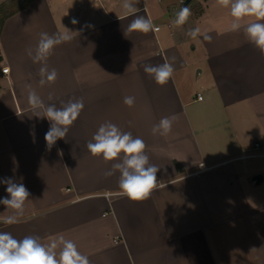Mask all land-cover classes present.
<instances>
[{"label":"crops","instance_id":"crops-1","mask_svg":"<svg viewBox=\"0 0 264 264\" xmlns=\"http://www.w3.org/2000/svg\"><path fill=\"white\" fill-rule=\"evenodd\" d=\"M183 1L135 2L138 15L161 26L147 34L128 33L134 17L111 0H32L5 19L0 178L13 177L31 195L20 223H0V231L43 242L63 234L91 264H264V55L242 31L227 30L231 17L216 0H191L192 16L174 27ZM195 27L211 42L186 35ZM42 32L72 37L48 59L58 79L44 87L40 65L26 53ZM172 57L174 76L163 87L143 71ZM30 88L46 105L84 100L67 137L51 149L44 139L50 123L28 105ZM125 96L135 97L133 107ZM173 115L172 132L153 136L152 126ZM106 121L142 138L160 166L147 200L123 196L119 172L104 175L117 161L88 152ZM6 195L0 184V198Z\"/></svg>","mask_w":264,"mask_h":264},{"label":"clouds","instance_id":"clouds-1","mask_svg":"<svg viewBox=\"0 0 264 264\" xmlns=\"http://www.w3.org/2000/svg\"><path fill=\"white\" fill-rule=\"evenodd\" d=\"M138 2V0H137ZM218 7L228 10L231 22L228 25L230 32H243L246 40L264 55V0H216ZM123 16L134 17L127 27V32L147 34L159 31L151 17L138 15V8L133 0H123ZM192 16L188 5L182 6L176 13L172 24L180 28ZM252 18V19H249ZM73 24L77 21L73 20ZM192 40L202 37L211 42L212 36L200 27L189 29L186 33ZM72 37L67 33L49 35L40 33L35 48L26 49L28 57L34 64H39V85L54 84L58 79L55 68L49 69L48 59L54 49ZM175 57L165 59L158 65L145 64L143 71L154 82L163 87L173 78ZM53 99L52 94L49 100ZM27 102L34 115L46 118L50 127L45 133L46 145L51 149L57 140L65 139L70 128L81 115L84 109L83 98L69 99L66 103L61 101V107L56 104H45L37 92L29 89ZM123 103L131 108L135 104L134 96H125ZM42 113V115H41ZM176 116L162 117L151 128L153 136H167L172 132ZM87 150L93 157L102 158L104 162H113L110 170L105 172L106 177L119 172L118 187L123 196L133 202L147 200L153 190L157 188V173L160 166L150 162L146 152L147 145L140 137H134L131 132L123 131L118 125L106 121L99 125L90 141ZM62 155V152L60 153ZM0 184L5 185L7 195L0 198V204L6 208L7 215L0 214V223L15 225L26 211V202L31 193L22 182H17L13 177L0 178ZM4 212V213H5ZM0 264H91L89 257L80 252L77 244L66 238L63 234H56L43 242L36 235H26L17 239L10 232L0 231Z\"/></svg>","mask_w":264,"mask_h":264},{"label":"trees","instance_id":"trees-1","mask_svg":"<svg viewBox=\"0 0 264 264\" xmlns=\"http://www.w3.org/2000/svg\"><path fill=\"white\" fill-rule=\"evenodd\" d=\"M32 0H6L0 4V11H5L4 17L0 21V29L3 26L5 19L15 12L26 8Z\"/></svg>","mask_w":264,"mask_h":264},{"label":"rangeland","instance_id":"rangeland-1","mask_svg":"<svg viewBox=\"0 0 264 264\" xmlns=\"http://www.w3.org/2000/svg\"><path fill=\"white\" fill-rule=\"evenodd\" d=\"M4 1H6V0H0V4L3 3ZM111 1L115 2V4H116V3H122V2H123V0H111ZM133 2L135 3V2H137V0H133ZM105 4H106V3H105ZM100 7H101V6H100ZM6 12H7V10H5V11H0V21H1V19L4 17V15H5Z\"/></svg>","mask_w":264,"mask_h":264},{"label":"built area","instance_id":"built-area-1","mask_svg":"<svg viewBox=\"0 0 264 264\" xmlns=\"http://www.w3.org/2000/svg\"><path fill=\"white\" fill-rule=\"evenodd\" d=\"M168 26H170V24H168ZM157 27H158V29H160V25H157ZM9 71V67H3L2 68V72L3 73H7ZM197 98L198 99H202L203 98V95L200 93V92H198V94H197ZM257 145H259V143H257Z\"/></svg>","mask_w":264,"mask_h":264},{"label":"water","instance_id":"water-1","mask_svg":"<svg viewBox=\"0 0 264 264\" xmlns=\"http://www.w3.org/2000/svg\"><path fill=\"white\" fill-rule=\"evenodd\" d=\"M190 1H191V0H184V1H183V6L187 5ZM254 179H255L257 182H259V181L262 179V175H260V174H256V175L254 176Z\"/></svg>","mask_w":264,"mask_h":264}]
</instances>
